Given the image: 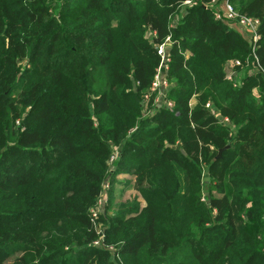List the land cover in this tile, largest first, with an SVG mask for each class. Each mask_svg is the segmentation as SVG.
Returning a JSON list of instances; mask_svg holds the SVG:
<instances>
[{
    "label": "trees",
    "instance_id": "16d2710c",
    "mask_svg": "<svg viewBox=\"0 0 264 264\" xmlns=\"http://www.w3.org/2000/svg\"><path fill=\"white\" fill-rule=\"evenodd\" d=\"M186 1L0 0V264H264V0H229L255 51ZM168 36L174 106L146 114ZM127 173L139 198L100 233Z\"/></svg>",
    "mask_w": 264,
    "mask_h": 264
},
{
    "label": "built area",
    "instance_id": "2783aa9c",
    "mask_svg": "<svg viewBox=\"0 0 264 264\" xmlns=\"http://www.w3.org/2000/svg\"><path fill=\"white\" fill-rule=\"evenodd\" d=\"M191 3L192 0H187L185 4ZM213 4H220L221 6L218 7L216 11V18L218 20H221L225 23H227L231 28L240 30L247 40L249 41V44L253 46L254 51L256 48V45L258 41L260 40V34H259V26H260V19L252 16H248L246 14L240 13L236 8L230 3L229 0H225L222 3H218L216 0L213 1ZM172 45V39L171 36H168L165 40L164 43L158 45L159 49L157 50L159 55L161 56V62L160 66L158 67L155 75H154V81L152 84L153 90L159 89L162 86L167 85L168 78H167V72H168V67H169V62L171 61V57L169 55V50L168 47ZM171 47V46H170ZM257 58V56H255ZM259 64V63H258ZM242 64L239 60L235 61H228L226 63V70L227 71V77L230 81L233 82V86L237 87L241 85V80H240V75H238L239 70L236 67H241ZM259 66L257 67V70H259ZM264 71V69H263ZM210 103H208L206 106H209ZM171 106H173V103H170ZM223 122L229 123L228 118L222 119ZM118 152H115V155L112 156V159L110 161H114L117 158ZM106 185L104 186V193L107 192L105 189ZM95 206V205H94ZM101 214V211L95 207V209L92 208L91 210V216L92 219L94 220V217H97L98 215ZM102 231H100L101 233ZM93 245L97 247L103 246V241L102 239L96 240Z\"/></svg>",
    "mask_w": 264,
    "mask_h": 264
},
{
    "label": "rangeland",
    "instance_id": "374dc122",
    "mask_svg": "<svg viewBox=\"0 0 264 264\" xmlns=\"http://www.w3.org/2000/svg\"><path fill=\"white\" fill-rule=\"evenodd\" d=\"M191 5H192V2L191 3L189 2V4H184L183 7L185 8V7L191 6ZM217 6L220 7L221 5L217 4ZM238 31H240V30H238ZM146 35H147L148 39L151 40V38L154 37L155 34H154V32L148 31L146 33ZM170 46L168 47V49L170 48ZM158 67H157V69H158ZM169 70H170V65L168 67V72H169ZM168 72H167V78H168ZM238 75H240V80H242V76H241L240 72H238ZM153 81H154V79H153ZM153 81H152V84H153ZM168 82H169V84L167 83V85L162 86L161 88L156 89V90L150 89L148 91V93L145 94L144 100H143V107H144L146 114H150L151 112H153L155 109V106H161L162 105V106L167 107V108L174 106V102L167 97V95H168V93L172 87V84L169 81V78H168ZM171 102L173 103V106L170 105ZM190 104H191V106H193L194 105L193 101ZM209 106L213 107L211 102H210ZM115 152L116 151H113L110 160L112 159V156L115 155ZM118 157H119V154L117 155V158ZM116 159L113 162L111 161V164L109 167L110 169H115L114 164L117 161ZM127 175H128V178L130 179V182H129L130 185H122V184L117 185L115 183V179L117 177H119V179H124V180L128 179L125 175H121V174L118 175L117 177H114V181L112 182V185H110L109 183H105V185H106L105 189L107 190V192L102 194L97 199L96 204L93 207V209H95V207H97L101 211V214L104 215L106 213L105 216L108 217L109 215H113L118 209H120L122 204H124L126 202H132L135 198H139L140 193L136 190L135 176L133 174H129V173H127ZM140 201H141L142 205L145 204V202H144V200H142V198H140ZM109 203H110V206H109ZM100 215H98L97 217H94L96 229L99 232L103 231V228H104L103 225L106 226L105 221H103L100 218ZM13 258L14 257H12L11 259H13Z\"/></svg>",
    "mask_w": 264,
    "mask_h": 264
},
{
    "label": "crops",
    "instance_id": "0c3cea01",
    "mask_svg": "<svg viewBox=\"0 0 264 264\" xmlns=\"http://www.w3.org/2000/svg\"><path fill=\"white\" fill-rule=\"evenodd\" d=\"M228 71V70H227ZM193 103L195 104L196 103V98H194L193 100ZM122 175H125L127 178H128V175L127 174H122ZM117 177V176H116ZM131 177V176H130ZM130 179L128 178L127 180H124V179H119V177H117L116 179H115V183L117 184V185H119V184H122V185H130ZM110 183V185L112 184V182H109Z\"/></svg>",
    "mask_w": 264,
    "mask_h": 264
},
{
    "label": "water",
    "instance_id": "95a60500",
    "mask_svg": "<svg viewBox=\"0 0 264 264\" xmlns=\"http://www.w3.org/2000/svg\"><path fill=\"white\" fill-rule=\"evenodd\" d=\"M156 49L158 50V49H159V46L156 45ZM224 149H225V148H224ZM224 149H221V150L218 151L217 158L221 157L222 152H223Z\"/></svg>",
    "mask_w": 264,
    "mask_h": 264
}]
</instances>
